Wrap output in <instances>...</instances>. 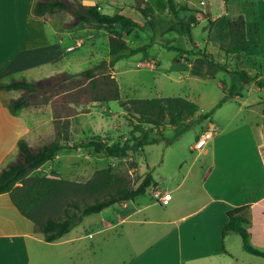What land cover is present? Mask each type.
Segmentation results:
<instances>
[{"label": "crops", "instance_id": "0c3cea01", "mask_svg": "<svg viewBox=\"0 0 264 264\" xmlns=\"http://www.w3.org/2000/svg\"><path fill=\"white\" fill-rule=\"evenodd\" d=\"M79 1L123 13L135 0ZM201 1H195V7L205 11ZM35 2L0 0V83L71 70L77 45L84 41L80 32L87 23L64 28L70 13L35 15ZM257 87L256 98L236 95L214 110L204 129L212 123L215 133L188 170L172 177L168 187L156 186L172 194L167 204L149 190L85 216L62 239L48 242L10 195L1 193L0 264H264L263 257L243 249L238 232L223 236L227 213L248 206L244 215L251 242L264 250V88ZM22 94L18 89L0 90V170L17 157L21 138L38 146L48 133H55L51 102L11 109V100ZM122 104L132 111L127 102Z\"/></svg>", "mask_w": 264, "mask_h": 264}, {"label": "trees", "instance_id": "16d2710c", "mask_svg": "<svg viewBox=\"0 0 264 264\" xmlns=\"http://www.w3.org/2000/svg\"><path fill=\"white\" fill-rule=\"evenodd\" d=\"M167 3L172 13L178 18L173 29L181 35L189 36L191 42L195 43L192 28L209 17L204 11L191 9L186 4L178 3L177 0H167ZM136 9L143 16L144 21L136 20L121 12L103 13L99 4H84L79 0H36L33 7L35 15L42 16L61 11L70 13L72 19L63 25L64 28H72L81 23H97L111 28L108 39L112 58L108 62L103 60L94 68L84 70L79 76L62 72L34 81L14 78L8 83H0V90L23 91L20 97L11 100L10 106L14 112L26 106L38 104L40 95L44 98L42 103L51 102L52 104L56 137L38 146H33L25 138H21L18 141L17 157L0 170V194L8 193L21 214L36 224L48 242L62 239L79 225L85 216L99 213L115 204L134 200L147 193L152 187H156L157 183L150 170L144 174L137 186L131 184L129 175L117 173L111 166L97 170L85 182L48 175H32L35 170L53 160L67 148H91L96 153L105 152L110 157L124 158L148 144L164 139L163 128L166 124L172 125L177 134L181 135L182 132L193 127L191 120H194L198 114L200 115L197 121L200 123L210 118L215 110L199 113V105L182 96L131 98L128 103L132 109L133 120L129 137L115 142L96 137L78 144L66 143L69 135L64 132L65 122L61 120L77 114L79 111L76 106L91 102L121 100L120 85L111 72L112 68L121 59L146 51L157 44L153 35L149 43L131 47L123 33L113 30L116 25H120L124 31L134 28L140 30L151 28L155 32V24L152 20L154 8L150 1L137 0ZM181 11H189V16L180 17ZM228 25L230 42L221 50L229 57H236L237 69L233 71L234 84L219 101L217 107L230 97L242 95L245 85L251 81L264 88V81L252 75L244 67L241 58L242 53L251 47L244 16L230 19ZM163 46L169 50L201 54L213 65L226 70L224 65L207 50L194 51L171 43ZM180 58L181 55L177 56L176 60ZM100 68L103 69L99 70ZM222 87L226 90L223 82ZM155 130L160 137L154 134ZM247 208L248 206L238 207L227 213L228 220L223 236L230 230L238 232L242 238L243 249L264 258V250L255 247L251 242L250 232L246 227L249 220L244 215Z\"/></svg>", "mask_w": 264, "mask_h": 264}, {"label": "rangeland", "instance_id": "374dc122", "mask_svg": "<svg viewBox=\"0 0 264 264\" xmlns=\"http://www.w3.org/2000/svg\"><path fill=\"white\" fill-rule=\"evenodd\" d=\"M148 1L154 8L152 20L155 24V32L151 28L124 31L120 25H116L113 30L123 33L131 47L149 43L153 35L157 44L146 51L121 59L112 68L111 72L120 85L121 100L91 102L76 106L79 112L74 117L61 120L65 122L64 132L69 135L66 143L73 145L96 137L115 142L129 137L132 129V111L125 108L122 103H128L131 98L182 96L193 100L206 112L212 109L216 111L220 98L230 91L235 81L233 71L237 69L236 57L227 56L221 49L230 42L229 20L240 15L246 20L247 35L251 45L250 49L240 57L243 59L244 67L264 81V0H180L184 3L177 0L178 3L186 4L191 9H198L194 2L200 4L201 1L200 6L209 17L192 28L195 43L191 42L189 36L181 35L173 29L178 18L170 10L167 0ZM136 3L137 0L133 4L125 5L123 13L144 21L143 16L136 9ZM119 12L122 11L106 5L103 10V13L108 14ZM189 13V11H181L180 17L187 18ZM82 27L80 35L82 34L84 41L77 45V54L75 53L76 56L71 59L73 60L71 70H65L78 76L84 70L94 68L101 61L108 62L112 58L108 39L111 28L97 23L83 24ZM89 34H93V37L86 38ZM167 43L194 51L207 50L224 65L226 70L213 65L201 54L166 49L163 45ZM179 55L181 58L177 61L176 57ZM196 55L200 57H194ZM191 62L194 63V68L190 66ZM222 82L226 90H222ZM247 84L242 94L250 99L256 98L258 91L256 83L251 81ZM43 99L40 95L38 104L34 105L43 104ZM199 115L191 120L193 127L182 132L181 135L177 134L172 125L166 124L163 128L164 139L148 144L127 157H110L105 152L96 153L91 148H67L60 153L62 156H56L48 161L32 175H48L85 182L97 170L111 166L115 172L129 175L131 184L137 186L144 174L150 170L157 185L164 189L168 187L172 177L188 170L191 161L199 152L190 150L189 145L195 142L196 132L204 129L213 118L212 116L198 123ZM73 119L75 122L72 124ZM154 134L160 137L158 131L155 130ZM54 136L56 137V129L52 135L47 134V141L53 140ZM198 165L199 163L196 164L197 167ZM155 189L157 188L152 187L150 191L154 192Z\"/></svg>", "mask_w": 264, "mask_h": 264}, {"label": "built area", "instance_id": "2783aa9c", "mask_svg": "<svg viewBox=\"0 0 264 264\" xmlns=\"http://www.w3.org/2000/svg\"><path fill=\"white\" fill-rule=\"evenodd\" d=\"M214 133H215V127L212 123H210L209 126L206 129H204L201 132V134H199V139L195 140L191 149L201 150L202 148H204L207 145L208 141L213 137ZM153 193L157 201L161 202L162 204H167L172 197L171 193H164L162 190L158 188L155 189Z\"/></svg>", "mask_w": 264, "mask_h": 264}, {"label": "water", "instance_id": "95a60500", "mask_svg": "<svg viewBox=\"0 0 264 264\" xmlns=\"http://www.w3.org/2000/svg\"><path fill=\"white\" fill-rule=\"evenodd\" d=\"M195 139L198 140L199 139V135H196Z\"/></svg>", "mask_w": 264, "mask_h": 264}]
</instances>
